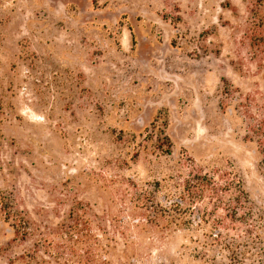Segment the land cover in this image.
Instances as JSON below:
<instances>
[{"label":"rangeland","instance_id":"1","mask_svg":"<svg viewBox=\"0 0 264 264\" xmlns=\"http://www.w3.org/2000/svg\"><path fill=\"white\" fill-rule=\"evenodd\" d=\"M255 11L264 0H0V264H76L89 252L100 264H264ZM160 111L172 156L147 137ZM187 158L236 172L262 215L241 263L217 247L202 256L197 234L131 208L133 184L165 185ZM77 201L107 228L90 247L53 237ZM15 218L30 223L26 239ZM45 238L52 255L40 247L46 261L33 259Z\"/></svg>","mask_w":264,"mask_h":264},{"label":"trees","instance_id":"2","mask_svg":"<svg viewBox=\"0 0 264 264\" xmlns=\"http://www.w3.org/2000/svg\"><path fill=\"white\" fill-rule=\"evenodd\" d=\"M97 1L93 0L94 3ZM253 15L251 45L256 55L264 61V13L261 15L260 11H255ZM167 119L161 111L158 112L151 123L155 135L149 132L147 137H155L156 148L161 155L172 156L174 144L165 132ZM261 144L264 153V141ZM165 181V185L160 181L155 182L153 188L133 184L127 192L126 198L131 208L145 216L143 222L187 229L199 236L195 239L199 245V254L206 257L211 247H217L233 263H241L261 242L263 217L245 189L241 177L233 170L206 169L193 158H187L180 162L179 168ZM159 192L163 194L162 199L157 197ZM2 202L4 204V200ZM10 218V214L7 215L6 219ZM140 223L141 220H138L136 225ZM13 227L16 235L23 239L31 235L29 222L15 218ZM97 231L106 233L104 219L89 204L77 201L68 217L58 225L53 237L58 236L69 244L89 243L90 247L91 242L101 241ZM52 245L49 238H45L43 243L39 240L34 245L31 257L45 262L40 247L45 249L44 254L52 255ZM78 259L76 264L101 263V257L92 252Z\"/></svg>","mask_w":264,"mask_h":264}]
</instances>
